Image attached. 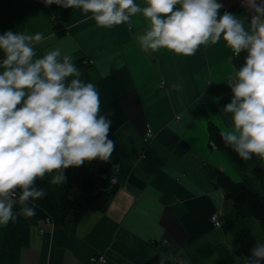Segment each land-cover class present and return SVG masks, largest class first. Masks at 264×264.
I'll use <instances>...</instances> for the list:
<instances>
[{
  "label": "crops",
  "instance_id": "0c3cea01",
  "mask_svg": "<svg viewBox=\"0 0 264 264\" xmlns=\"http://www.w3.org/2000/svg\"><path fill=\"white\" fill-rule=\"evenodd\" d=\"M218 2L221 15H248L240 0ZM135 3L146 6V0ZM91 15L43 0H0V34L43 33L47 40L37 46V57L60 48L74 57L81 79L96 85L115 150L109 162L91 163L118 186L103 211L90 210L62 226L23 215L0 225V264H101L90 261L99 256L102 264H148L157 255L180 264H216L217 256L202 249L224 244L232 254L231 238L210 221L223 212L224 195L209 170L233 180L239 173L211 146L207 126L230 130V116L221 112L232 98L225 81L245 54L234 56L222 39L191 56L165 48L145 52L137 37L150 22L142 13L111 28L98 26ZM148 127L153 137L144 142Z\"/></svg>",
  "mask_w": 264,
  "mask_h": 264
},
{
  "label": "clouds",
  "instance_id": "9594fccd",
  "mask_svg": "<svg viewBox=\"0 0 264 264\" xmlns=\"http://www.w3.org/2000/svg\"><path fill=\"white\" fill-rule=\"evenodd\" d=\"M43 2L91 13L105 28L142 13L150 22L137 37L145 52L165 48L191 56L222 39L234 56L244 53L242 66L225 81L232 98L221 112L230 116L231 127L221 138L242 160L264 159V0H240L247 16L221 15L218 0H146L144 7L135 0ZM46 40L40 32L0 34V225L35 215L33 202L46 195L38 179L52 174L51 183L63 184L65 169L109 162L115 150L112 121L100 114L96 85L81 79L74 57L60 48L37 57ZM245 259L264 264V243Z\"/></svg>",
  "mask_w": 264,
  "mask_h": 264
},
{
  "label": "trees",
  "instance_id": "16d2710c",
  "mask_svg": "<svg viewBox=\"0 0 264 264\" xmlns=\"http://www.w3.org/2000/svg\"><path fill=\"white\" fill-rule=\"evenodd\" d=\"M53 29L58 35L64 34L59 23L54 22ZM207 133L211 146L230 159L240 180L235 181L218 169L209 170L213 186L221 189L224 195V208L218 216L220 227L217 229L231 238L232 254L224 244L201 249L209 256L216 255V264H246L245 258L250 256V249L260 243L253 234L252 226L256 222L262 228L264 243V159L256 156L250 160L239 158L225 145L222 132L212 124L207 126ZM64 174L67 179L63 184L51 183L52 174L36 181L37 187L46 191L45 197L33 202L34 216L43 222L62 226L90 210L103 211L118 190L115 181L91 162L65 169ZM236 259L237 262H234ZM148 264L180 263L157 255Z\"/></svg>",
  "mask_w": 264,
  "mask_h": 264
},
{
  "label": "built area",
  "instance_id": "2783aa9c",
  "mask_svg": "<svg viewBox=\"0 0 264 264\" xmlns=\"http://www.w3.org/2000/svg\"><path fill=\"white\" fill-rule=\"evenodd\" d=\"M153 137V133H152V130L148 127L146 128V131L143 135V141L144 142H149L151 140V138ZM210 221L212 223V225L214 226V228H219L220 227V224L218 222V215H213L211 218H210ZM92 263H105V258L103 256H99V257H93L91 260H90Z\"/></svg>",
  "mask_w": 264,
  "mask_h": 264
},
{
  "label": "rangeland",
  "instance_id": "374dc122",
  "mask_svg": "<svg viewBox=\"0 0 264 264\" xmlns=\"http://www.w3.org/2000/svg\"><path fill=\"white\" fill-rule=\"evenodd\" d=\"M239 180H240V177H239L238 180H235V181H239ZM213 215H216V216L218 215V216H219V214H217V213L215 212V213H213V214L210 216V218H211ZM252 228H253V234H254V237H255L260 243H263V242H262L263 231H262V228H261L260 224H259L258 222H256V223L253 224ZM242 264H244V263H242Z\"/></svg>",
  "mask_w": 264,
  "mask_h": 264
}]
</instances>
